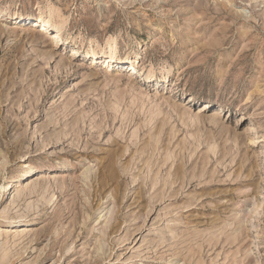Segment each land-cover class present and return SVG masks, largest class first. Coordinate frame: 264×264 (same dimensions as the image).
Listing matches in <instances>:
<instances>
[{
  "label": "rangeland",
  "instance_id": "374dc122",
  "mask_svg": "<svg viewBox=\"0 0 264 264\" xmlns=\"http://www.w3.org/2000/svg\"><path fill=\"white\" fill-rule=\"evenodd\" d=\"M1 12V264H264V0Z\"/></svg>",
  "mask_w": 264,
  "mask_h": 264
},
{
  "label": "bare ground",
  "instance_id": "6f19581e",
  "mask_svg": "<svg viewBox=\"0 0 264 264\" xmlns=\"http://www.w3.org/2000/svg\"><path fill=\"white\" fill-rule=\"evenodd\" d=\"M0 14H1V16H0L1 18L7 16V14L5 12H1ZM17 20H18V22H21V23L28 20L29 22L34 24V27H31L30 29L34 30L36 33H40V34L44 33V35L46 36L49 44L52 45V46L53 45H58V44L63 42L61 40V38H60L59 30L58 29H51V27L47 24V22L42 17H38V18L32 19V18H28V17H24V16H19V17H16V18L13 19V21H16V23H17ZM44 55L46 56V59H49V60L53 59L56 56V54L53 51L47 52V54H44ZM87 55H89V53ZM90 58L93 60V62H96L99 59V58H97L96 54L93 51L91 52V57ZM137 58H138V55L135 54L133 57H131L130 59H128L126 61H119L118 63H116L115 56H114L113 52L109 51L108 54H106V56L103 58L102 63L104 62V66L105 67H112L113 65H115V66H117L116 70H118V69H121L122 67H125V66H127V67L132 66L133 64H135V61H136ZM143 81L147 82L148 78L145 77L143 79ZM34 172H35V168L33 166H31L21 175H22V177H24L25 180H27V179L29 180V179H32V177L34 176ZM86 179H87V177H86ZM12 184L13 183H10V186ZM16 186L17 185H15V187ZM21 186H22V184H21ZM12 201H13V199H11L10 203H12ZM0 215H2V214H0ZM2 217H3V215H2ZM109 220L110 219H107V222H109ZM12 222H13V219L10 218L9 216H5L2 220H0V236L2 234V230H3L2 228L5 227V226L10 225ZM110 227H112V225H110ZM102 232H104V231H102ZM17 235L20 236L21 234L17 233ZM0 250H1V248H0ZM1 253H2V250H1ZM4 260H5L4 257H1L0 258V264ZM7 261H8V259H7Z\"/></svg>",
  "mask_w": 264,
  "mask_h": 264
}]
</instances>
